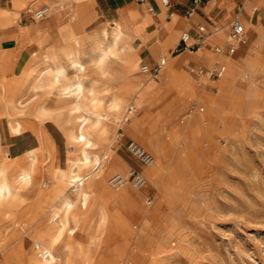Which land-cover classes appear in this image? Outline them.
Here are the masks:
<instances>
[{"label": "bare ground", "instance_id": "6f19581e", "mask_svg": "<svg viewBox=\"0 0 264 264\" xmlns=\"http://www.w3.org/2000/svg\"><path fill=\"white\" fill-rule=\"evenodd\" d=\"M25 1L29 12L45 5L46 16L55 14L58 18L70 14L78 16L87 8L86 0L83 5L78 0ZM65 7L71 9L63 13ZM9 11L15 13L13 8ZM235 17L212 30L204 26L202 43L219 39L220 46H227L233 42L229 26ZM13 19L19 27L15 35L17 46L33 41L37 50L19 63L20 60L14 59L15 49L0 48V118L5 120L10 136H21L29 130L36 145L14 155L4 153L7 150L3 151L0 146L1 264H87L91 246L110 239L111 229L124 234L126 241L118 242L114 247L115 258L101 261L116 264L121 251H128L133 257L137 252L128 240L132 236L134 239L135 233L129 224H138L147 215L143 196L148 191L157 192L165 171L170 173L163 166V163H170V152L176 150L180 154L193 147L201 149L200 136L211 121H217L223 102L230 99L234 80L244 78L257 64L251 53L260 44L262 30L253 25L255 39L249 45L247 42L237 45L236 49L243 53L240 59L232 57L235 53L228 56L215 51L218 59L214 62L216 57L206 56L202 48L183 49L175 57L169 53L160 55L159 60L163 59L164 64L153 77L137 69L136 46L140 39L143 40L144 25L151 20L147 12L143 16L120 14L119 18H111L94 28L88 26L95 17L85 20V31L77 37L69 29L61 31L64 41L61 45L55 40L50 41L44 22L22 26L17 23V17ZM238 19L247 34L248 24ZM183 58L193 62L203 60L208 68L213 63V68L223 65L224 71L217 80L223 77L226 65L237 73L225 85L217 82L218 91L210 93L204 86L196 89L201 82L196 81L194 86L189 75L180 70ZM143 75L148 82L142 81ZM158 75L160 81L168 83L169 90L175 89L177 96H184V101L189 104L185 121L169 129L148 112V107L154 104L149 103L151 92L159 82L155 80ZM198 101L205 104V112H199L204 108L195 107ZM140 110L143 113L137 116L135 113ZM133 114L135 117L128 122ZM31 119L36 123H30ZM46 122L56 126L60 122L65 126L60 129L69 145L64 169L56 170L51 162L43 163L54 157L53 145L44 128ZM118 129L133 138L129 141L151 157V162L138 171L143 180L139 187L130 181V168L120 171L126 164L113 155L110 147ZM100 148L104 151L102 156L96 152ZM114 176L119 178L117 183L111 181ZM34 191L35 200L26 202L25 193ZM93 200L97 201L94 212L85 222L80 213L88 209ZM130 214L134 216L129 223L124 215ZM83 222L86 224L81 230ZM11 224L29 237L28 247L19 238L15 245L8 247L6 232ZM125 264L133 263L127 260Z\"/></svg>", "mask_w": 264, "mask_h": 264}, {"label": "rangeland", "instance_id": "374dc122", "mask_svg": "<svg viewBox=\"0 0 264 264\" xmlns=\"http://www.w3.org/2000/svg\"><path fill=\"white\" fill-rule=\"evenodd\" d=\"M78 2L83 5L85 0ZM26 5L25 0H0V48L8 46L15 49L14 59L20 60L19 63L24 62L37 50V44L31 41L24 46H17L15 35L19 27L14 24L13 18L17 17V23L23 26L45 22L52 16L45 14L44 20H37L33 17L37 7L29 12ZM10 8L15 10L14 14L10 13ZM22 9L24 10L21 11ZM69 9L71 8L65 7L62 12ZM78 16L85 22L96 17V14L86 8ZM253 25L263 32L260 44L251 53L257 64L244 78L234 80L235 90L232 88L230 99L223 102L217 121H211L200 136L201 149L193 147L180 154L176 150L170 152L171 158L168 160L170 163H163L170 173L165 171L161 177L158 190L160 193L148 191L143 196L142 203L147 212L145 220L133 225L131 221L134 215H124L127 220L129 219V223L131 222L129 227L136 235L134 239L132 236L128 241L137 253L130 257L128 251L119 252L121 255L116 264H125L127 260L133 264H264V9ZM253 25L246 27L248 45L256 37ZM6 38L11 39L1 42ZM202 44L204 46L205 42ZM220 45L222 43L211 45L210 49L204 47L202 49L206 56H215V62L218 59L215 47H219L221 53L225 54L223 50L227 46ZM234 53L232 57L235 59H240L243 55L239 49ZM201 61L205 65V62ZM203 64L190 66L183 72L189 75L194 86L196 81L201 82V85L195 86L196 89L204 86L210 93L218 91L217 82L225 85L237 73L226 65L223 77L217 80L209 73L215 68L214 63L210 68ZM139 65L138 63L137 69ZM197 67L205 69L204 75L198 78L194 72H190V68L195 71ZM146 79L147 77L143 75L144 83L148 82ZM155 80L159 82L157 88L151 92L152 101L149 104L152 102L154 104L148 107V112L166 129L182 124L181 122L186 119L189 105L184 101L185 97L181 98L178 94L180 96L178 98L176 90L172 88L169 90L168 83L160 81L159 75ZM234 91H238L237 94H234ZM175 96L177 98L173 101ZM194 105L196 108H204L199 112H205L206 106L202 101ZM142 113L140 110L135 114L140 116ZM135 114L128 122L133 120ZM60 122L58 126L51 122L44 124L53 145L54 157L52 160L45 159L43 163L47 165L51 162L56 170L66 168L65 157L69 149L61 132L65 126ZM0 123V146H3V151L7 150L4 153L14 155L36 145V139L29 130L21 136H10L3 118H0ZM30 123L35 124L36 120L31 119ZM129 139L133 138L124 135L122 129H118L113 134L110 147L113 155L121 158L126 164L121 172L129 168L141 171L140 166L142 167L143 163L127 148ZM96 152L101 156L104 154L101 148ZM130 181H133L132 177ZM24 196L26 202H32L36 198V192L25 193ZM96 203L97 201L93 200L88 209L80 213L85 222L94 212ZM85 222L82 223L81 230L85 227ZM24 234L17 226L12 224L8 226L6 232L8 247L15 245L19 239H23L25 247H28L31 240ZM101 237L103 239L104 236ZM109 238L107 242L102 240L91 246L89 251L91 258L87 264H105L101 260L116 257L114 247L118 242L126 241L125 235L111 229ZM2 254L3 251H0V264Z\"/></svg>", "mask_w": 264, "mask_h": 264}, {"label": "crops", "instance_id": "0c3cea01", "mask_svg": "<svg viewBox=\"0 0 264 264\" xmlns=\"http://www.w3.org/2000/svg\"><path fill=\"white\" fill-rule=\"evenodd\" d=\"M86 1L87 8L96 14L94 21L88 28L97 27L110 21L111 18L117 19L120 14H138L143 16L147 12L150 15L151 20L144 25L143 40L141 41L140 39L136 46L139 64H147L149 66L156 64L162 54L169 53L171 57H175L184 51L177 50V44L180 40L178 34L181 35L182 32L189 34L191 40L187 43L189 45L197 39L199 34L197 26L199 24L204 25L208 29H213L236 16L250 26L256 23L259 19V13L264 9L263 0H200L193 14L187 17L185 12L192 7L191 0H168L167 5H162L160 0H149L147 3H138L136 0ZM149 6L153 8V12L148 11L147 8ZM257 11L258 13H256ZM51 15L44 22L45 31H47L50 41L55 40L60 45L64 44L61 34L63 29H69L74 37L84 33L85 25L79 16L70 14L63 18H58L55 14ZM44 18L45 16L37 20H44ZM10 39H2L1 42ZM211 43H205L203 46L201 42L197 49L202 47L210 49L211 45L220 43V40L212 39ZM154 45L155 47H150ZM2 47L11 49L8 46ZM181 64L180 70L186 71L185 69L190 66L203 64V62L201 60L199 62L186 61L183 58V63ZM135 80L138 81L139 78L135 77ZM140 168L142 167L140 166Z\"/></svg>", "mask_w": 264, "mask_h": 264}, {"label": "built area", "instance_id": "2783aa9c", "mask_svg": "<svg viewBox=\"0 0 264 264\" xmlns=\"http://www.w3.org/2000/svg\"><path fill=\"white\" fill-rule=\"evenodd\" d=\"M136 1L138 3H147L149 0H136ZM160 3L162 5H167L168 0H160ZM191 3H192V7L187 9L185 12V15L187 17H190L193 14L194 10L196 9V6L200 3V0H191ZM147 9L149 12H153V8L151 6H149ZM46 12H47V7L45 5L41 6L40 8L36 9L33 12V17L35 19H42L45 16ZM197 30L199 33L197 39L194 41V43L189 45L186 42L187 39L189 38V34L187 32H182V34L180 35L179 43L177 44L178 51H181L183 49H188L190 51H193L194 49L198 48V46L202 42L203 33L205 31L204 25L199 24L197 26ZM230 37L233 42H230L225 48V50H223L227 55H232L235 52L238 44H245L247 42V37L245 35V27L237 17H235L231 22ZM215 51L222 52V50L219 47H215ZM163 64H164L163 59H160L156 64L152 66H149L147 64H141L139 67L140 72L147 74L149 73V75L154 77L157 75L159 69ZM223 71H224V66L219 64L209 73L213 77L218 79L222 75ZM190 72L192 73L194 72L198 76L203 74L205 72V69L203 67H197V69H195L194 71V69L190 68ZM127 148L136 158L139 159L141 163H143V165H147L151 162V157L147 153H145L142 149L138 148L135 144H133L132 141H128ZM130 169H131L130 177H132L134 185L138 187L141 186L143 180L139 176L138 171L135 168H130ZM111 181L113 183H117L119 181V178L117 176H114L111 178Z\"/></svg>", "mask_w": 264, "mask_h": 264}]
</instances>
